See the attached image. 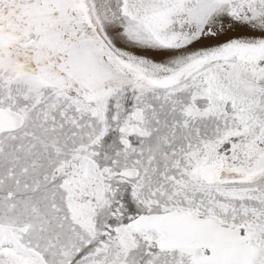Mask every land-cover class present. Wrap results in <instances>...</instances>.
<instances>
[{
	"label": "snow or ice",
	"instance_id": "1",
	"mask_svg": "<svg viewBox=\"0 0 264 264\" xmlns=\"http://www.w3.org/2000/svg\"><path fill=\"white\" fill-rule=\"evenodd\" d=\"M0 264H264V0H0Z\"/></svg>",
	"mask_w": 264,
	"mask_h": 264
}]
</instances>
